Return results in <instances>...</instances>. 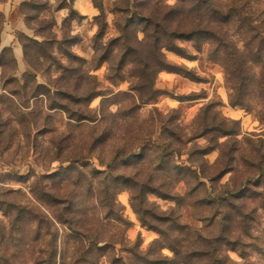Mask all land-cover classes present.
Listing matches in <instances>:
<instances>
[{"label":"rangeland","instance_id":"rangeland-1","mask_svg":"<svg viewBox=\"0 0 264 264\" xmlns=\"http://www.w3.org/2000/svg\"><path fill=\"white\" fill-rule=\"evenodd\" d=\"M100 1L106 23L100 39H96L100 31L97 22L101 21L96 17L100 14L98 8L95 7V16L86 17L76 8L75 0H36V7L32 8L29 1L25 7L34 35L17 34L18 41L26 47L24 61L18 62L11 48L3 51L0 46V204L11 201L39 206L32 194L37 182L42 187L59 185L63 191L67 186L74 188L71 178L76 180L77 176L76 194L86 220L102 230L106 239L115 241L97 264H140L138 253L151 245L157 248L154 242L160 234L143 225L132 206L131 192L123 189L116 195L125 221L101 226L98 218L102 217V208L95 198L97 192L88 190L93 168L105 170L107 164H113L114 174L137 171L141 180L166 182L170 197L150 194L147 206L176 218L185 225L184 234L193 235L199 230L206 237L218 236L222 244H228L222 254L231 264H264L262 100L251 94L246 99L248 108L232 106L216 46L184 39L175 42L181 51L162 50L176 72L154 71L150 80L158 95L152 100L144 95L141 100L135 89L142 86L143 94L148 90L142 85L145 81L138 78L141 72L131 66L119 70L115 48L110 59L99 64L100 46L106 47L118 35V26L123 22L116 9L126 4V0ZM146 2L155 5L161 14L168 12L167 6H175L173 17L183 26L210 22L217 34L226 33L234 41L240 39L233 21L237 8L243 10L244 18L253 19L260 30L264 28V0H130V10L135 12ZM209 2L214 9L205 13ZM225 18L231 19V24L223 23ZM3 22L0 13V34ZM138 36L139 40L144 38L141 32ZM44 37L51 41L44 44ZM142 51L147 56L148 50ZM73 56L82 60L75 61ZM75 69L84 75L78 87ZM18 79L26 84L25 89ZM92 86L99 95L89 100L87 91ZM208 105L210 118L225 120V128L236 135L218 136L205 131L197 116ZM71 116L94 121H76ZM146 137L151 143L144 140ZM164 138L175 148L176 164L203 161L205 176L197 181L187 175L170 178L155 170L153 151L145 150L143 160L131 155L139 152V146L156 145ZM204 150L208 151L202 155ZM117 156L120 157L115 163ZM227 160L234 169L210 179L208 176L218 174V167H224ZM248 161L260 162L261 169L250 167ZM53 173H57L54 179L47 178ZM36 191L43 194L41 189ZM227 197L231 200L227 201ZM212 200L221 201L222 205L213 204ZM40 209L47 212L48 205L41 204ZM0 220H4L2 209ZM68 233L60 226L61 247L70 257L74 250L72 242L66 243ZM160 254L174 255L167 246ZM68 261L73 263L70 258Z\"/></svg>","mask_w":264,"mask_h":264},{"label":"trees","instance_id":"trees-1","mask_svg":"<svg viewBox=\"0 0 264 264\" xmlns=\"http://www.w3.org/2000/svg\"><path fill=\"white\" fill-rule=\"evenodd\" d=\"M28 1L32 2V8L36 7V0L24 1L21 4V10L26 17L28 15L25 7L29 5ZM93 2L100 12L96 16L97 19H101L100 22H97L100 25V31L96 35V39H100L106 27L103 18L104 10L100 0H93ZM208 4L204 8L205 13H211V9L212 11L214 9L212 2ZM167 8L168 12L161 14L159 10H156L155 5H149L146 2L140 8H136L135 12H132L130 0H126L125 6L116 9L122 14L121 18L123 19V22L118 26V35L110 39L106 47L100 46L102 54L99 55V64L108 61L107 59H110L115 48L118 55V69H125L128 66L138 69L142 75L138 78L145 81L142 85L147 86L148 90L144 94L141 93L142 86L135 90L140 93L141 100L144 95H147V100H152L158 94L153 88L150 75L154 71L161 70L176 72L173 65L163 57V48L179 52L181 48L176 45L177 40L196 42L201 40L203 43L215 45V52L221 53L218 60L224 68L226 82L231 91V105L248 108L247 96L253 94L262 100L264 109V28L260 30L253 19L244 18L243 10L237 8L234 11L235 20L233 21L240 39L234 41L226 33L217 34L215 27L210 22H201L196 26H183L173 17L176 7L170 5ZM102 21L103 23H101ZM231 21V19L225 18L222 22L231 24ZM139 32L144 35L142 40H139ZM28 40L38 43L30 38ZM50 41V38L44 37L42 42L45 44ZM23 48L24 56H26L25 44ZM143 48L148 50L147 56H144ZM7 49L3 48V51ZM73 57L75 61L82 60L77 56ZM26 75L22 76L23 82H25ZM83 76L78 69L74 70L77 87ZM18 80L21 88L25 89L26 84L21 83L20 79ZM95 89V86L88 89L89 100L99 95ZM79 98L80 95L75 97L76 100ZM209 111L210 106H205L197 116L198 122L207 133L212 131L218 136L237 134L225 128V120L217 121L216 116L210 118ZM70 118L76 121L84 119L94 121L92 118L78 116ZM180 137L178 135L177 139ZM144 140L151 143L150 137H146ZM149 146L143 144L139 146V152L131 155L140 156L143 160L145 150L153 151L156 158L155 170L165 173L170 178L187 175L197 181L201 176H205L203 161L199 163L195 160H188L176 164L175 148L168 138L157 142L156 145L149 144ZM207 151L204 150L202 155H205ZM119 157L114 158L115 163ZM229 159L233 161L234 156ZM230 160L225 162L224 167H218V174L208 177L216 179V177H221L224 173L232 171L234 166ZM249 166L256 167L258 171L261 169L260 162L250 161ZM114 167L113 164H107L105 170L93 168L94 174L89 180L88 190L97 192L95 198L102 208V217L98 218L101 226L110 221L121 223L125 221L121 214L122 207L116 201V195L123 189L131 192L132 206L140 215L143 225L155 229L160 234V239L154 242V244H158L157 248L151 245L142 253H138L140 254V264H231L228 258L222 254V248L228 244H222L218 236L206 237L199 230H196V234L193 235L184 234L185 225L176 218L158 213L151 206H147L150 194L166 199L170 197L171 194L165 186L166 182L154 183L152 178L141 180L138 178L137 171L130 172V174H114L112 172ZM99 175L103 177H99ZM56 176L57 173H53L47 178L54 179ZM75 178L76 180L71 178V185L74 188L67 186V188H63V191L59 185L42 187L37 182L32 191L33 200L40 205H48L47 212L42 211L40 205L36 206L33 203L20 204L10 201L0 204V209L4 214V220H0V264H97L100 257L105 255V249L112 247L115 241L106 239L102 230L95 229L86 220L87 215L82 210L76 194V187L79 185L78 177L75 176ZM36 189L43 190V194L37 192ZM224 193L231 195L230 191ZM226 200L230 201L231 199L227 197ZM212 202L222 205L221 201L212 200ZM230 204L232 205V201L227 206L229 207ZM5 205L7 207H4ZM225 212L229 213L227 210ZM148 217L152 220H148ZM60 226H64L69 232L66 235V243L72 242L73 244L72 257L68 256L67 250V255L65 252L63 253L59 235ZM165 246L171 249L173 257L160 254V250ZM132 253L137 254L135 251ZM68 258L72 259L73 263L67 262Z\"/></svg>","mask_w":264,"mask_h":264},{"label":"crops","instance_id":"crops-1","mask_svg":"<svg viewBox=\"0 0 264 264\" xmlns=\"http://www.w3.org/2000/svg\"><path fill=\"white\" fill-rule=\"evenodd\" d=\"M26 0H2L0 1V13L4 17L3 27L0 34V46L11 48L18 62L24 61V49L18 41L17 34H25L29 37L34 35V30L28 25L26 16L21 10V4ZM78 11L91 17L97 14L92 0H75Z\"/></svg>","mask_w":264,"mask_h":264}]
</instances>
